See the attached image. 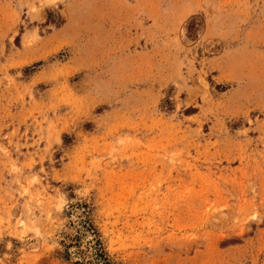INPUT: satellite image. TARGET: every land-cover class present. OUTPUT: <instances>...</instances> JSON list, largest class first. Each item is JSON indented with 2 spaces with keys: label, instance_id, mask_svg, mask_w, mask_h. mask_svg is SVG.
<instances>
[{
  "label": "rangeland",
  "instance_id": "rangeland-1",
  "mask_svg": "<svg viewBox=\"0 0 264 264\" xmlns=\"http://www.w3.org/2000/svg\"><path fill=\"white\" fill-rule=\"evenodd\" d=\"M0 264H264V0H0Z\"/></svg>",
  "mask_w": 264,
  "mask_h": 264
}]
</instances>
